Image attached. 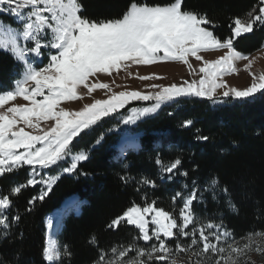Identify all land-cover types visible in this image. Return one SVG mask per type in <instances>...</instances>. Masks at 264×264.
Here are the masks:
<instances>
[{"label": "snow or ice", "instance_id": "1", "mask_svg": "<svg viewBox=\"0 0 264 264\" xmlns=\"http://www.w3.org/2000/svg\"><path fill=\"white\" fill-rule=\"evenodd\" d=\"M259 5L247 18L234 17L230 36L222 38L213 31L216 21L206 11L191 8L187 0H127L115 16L104 18L88 15L82 0H0V17L7 16L17 25L0 24V50L8 49L19 67L13 88L0 92V177L25 166L30 169L25 183L0 192V239L7 238L21 219L13 211V197L26 187L42 186L39 195L27 202L25 211H32L60 175L74 173L88 159L87 151H73L74 141L105 117L120 113L132 102H144L145 106L131 107L122 116L120 123L132 125L181 98L245 99L264 90V71H252L256 57L234 47L236 37L251 33L254 26H264V0ZM214 50L225 51L215 59H205L203 53ZM190 58L198 64L193 65ZM166 61L186 65L193 78L180 83H145L143 89L116 82L121 73L125 79L135 77L142 82L164 79L155 72L140 75L130 69ZM238 61H246L243 67L251 76L250 85L243 89L224 79L238 72ZM101 75L109 80H101ZM97 90L103 98L93 95ZM17 98L24 103H16ZM67 102L81 106L71 109L65 106ZM193 123L185 119L181 126ZM197 139L207 141L209 137ZM156 162L169 180L177 173L188 176L187 171L179 172V157L167 165L159 159ZM62 163L68 166L60 167ZM54 167H60V172L48 174ZM131 179L121 177L125 183ZM137 185V191L155 189L157 182L143 176ZM208 187L215 193L218 180L212 179ZM221 191L228 193L227 188ZM201 199L196 181L188 192L172 195L171 210L144 192L140 203L133 201L107 225L110 230H118L122 224L134 226L137 235L126 246L99 249L93 264H241L252 248L253 237H264V232L247 234L241 245L222 220L197 221L193 207ZM229 207L235 210L234 204ZM47 226L53 228L52 219ZM90 243L96 244L95 236ZM256 250L264 252V247ZM180 253L187 258L178 260ZM42 254L48 264H60L71 256L66 245L61 250L51 237ZM243 264H248L246 259Z\"/></svg>", "mask_w": 264, "mask_h": 264}, {"label": "trees", "instance_id": "2", "mask_svg": "<svg viewBox=\"0 0 264 264\" xmlns=\"http://www.w3.org/2000/svg\"><path fill=\"white\" fill-rule=\"evenodd\" d=\"M82 2L88 15L104 18L115 16L127 0ZM187 3L198 11H206L217 23L214 33L222 38L230 36L229 25L234 17L247 18V13L260 6L259 0H187ZM0 20L16 26L7 16ZM263 45L264 26H254L251 33L234 39L235 49L245 55ZM18 71L14 57L0 50V92L13 88ZM112 119L105 117L74 141L73 151H87L88 159L80 162L71 175L60 176L32 211L25 209L28 200L39 195V185L26 187L13 197V211L21 219L7 238L0 239V264H48L42 254L45 217L72 197L80 202L79 210L65 217L55 239L61 250L67 246L71 256L64 257L60 264H93L99 249L126 246L137 235L134 226L127 224L118 230L107 228L133 201L140 203L147 192L158 199L160 206L171 210L172 195L180 190L188 192L192 181L200 187L216 179L220 189H228L227 196L235 210L225 204L223 197L216 206L205 196L202 206L203 212L215 214L216 222L222 220L234 238L264 232V90L252 99H236L222 106H211L209 100L199 98H181L166 104L155 116L142 119L131 128L130 133L137 137L136 148L120 150L123 136L111 132ZM185 119L193 120V125L182 127ZM101 136L103 139L96 143ZM197 136L209 139L202 141ZM177 157L182 161L179 172L187 171L188 176L177 173L169 180L156 161L167 165ZM28 172L25 166L0 177V192L6 193L12 186L25 183ZM125 175L133 179L125 183L121 180ZM143 176L155 179L157 187L137 191V181ZM93 236L96 244L90 243ZM139 243L145 245L143 241Z\"/></svg>", "mask_w": 264, "mask_h": 264}, {"label": "rangeland", "instance_id": "3", "mask_svg": "<svg viewBox=\"0 0 264 264\" xmlns=\"http://www.w3.org/2000/svg\"><path fill=\"white\" fill-rule=\"evenodd\" d=\"M0 24L10 26L12 28L17 27V25L11 26V25L5 24L1 20H0ZM243 34H247V33H242L241 35H243ZM3 51H6L9 53L8 49H3ZM224 51L225 50H214V51L203 53V55H204L205 59H215L217 56L223 55ZM248 56L256 57V59L253 63V66H252L253 72L259 73L261 71H264V45L261 47V49L257 50L256 52H254L252 54H249ZM190 59H191V62L193 63V65L198 64V62L195 61L194 58H190ZM245 63H246V61H238L237 62L238 72L229 74L226 77H224V79L227 80V82L230 86L236 87L239 89H243V88L250 85L251 76H250L249 72L247 70H245L243 67V65ZM130 70L133 72H136L138 70L140 75H147L149 73L155 72V73H158L161 77H164V79H160V80H156V81H143V82L140 81L138 78H135V77H130V78L125 79V74H123V73H121L120 76L116 77V82L118 84L127 85L129 88H132V89H143V86L145 83H153V82L154 83H160V84H169L171 82L180 83L184 79L190 80L193 78V76L189 74V70H188L187 66L183 65L182 63H180L178 61L160 62V63H157L156 65H151V66H133V68ZM100 79L107 81V80H109V77L107 75H101ZM13 86H14V84H13ZM115 90H122V89H115ZM257 93H255L254 96L249 97V98H245V99H252L257 95ZM93 95L96 98H103V93L101 90L95 91L93 93ZM186 98L207 99V98H200V97H195V96H190V97H186ZM229 98H232V97L231 96L226 97V98L221 97L218 100H212V99H207V100H209L211 106L215 107V106L227 105V104H229V101L234 102V100H236L235 98H233L232 100H230ZM245 99H243V100H245ZM15 102L16 103H24L22 98H17V100ZM85 102H90V101L86 100ZM65 106L69 107L71 109H78L81 105L79 102H67L65 104ZM142 106H145L144 102H139V101L132 102L130 105L126 106L125 109H121L120 113L110 116L111 118H113L112 119L113 123H112L111 132H118V133L122 134V136H123L122 137L123 143L121 142V146L119 147L120 150H122V148L124 149V147L126 145H128V147H130V148H136L137 147V145H138L137 144V137H136V135H133L130 133L131 128L133 126H135L136 124L124 125V124L120 123V120H121L123 115L127 114V110L129 108H131V107H142ZM159 110H158V112H159ZM157 113L152 114L148 117L155 116ZM148 117H146V118H148ZM115 122H117V123L115 124ZM66 166H68V165L63 164V163L60 165V167H66ZM60 167H54V169L51 172H49L48 174L56 175L58 172H60ZM29 171H30V169H29ZM71 174L72 173H70V174L65 173V174H62L60 176L71 175ZM209 183H205L204 185L199 187L201 192H202V199L198 200L197 202L194 203L195 209H193V211L196 215V219L198 222H207L208 219H212V218L217 220V218L214 217V215H215L214 213H210L208 211L203 212L204 206H202V205L204 204V202H206L205 196H207V197L209 196L211 202L214 203L216 206L219 205L218 200L220 199V197L224 198V202L227 206H229L231 204L230 200L228 199L227 194H224L219 187L216 189V192L214 193L212 191V189H210L208 187ZM40 187H42V186H40ZM184 191L187 192L186 190H184ZM79 205H80V202L76 198L72 197V198L68 199L67 203L65 204V206L63 208H61V210L51 214L50 219L53 220V226H56L60 222L63 223V220L65 219V217L68 214H70L71 212H78ZM45 222H46V219H45ZM62 226H61V229H62ZM61 229H60V232H61ZM54 231H55V229H54ZM57 235H56V237H57ZM56 237H54L55 243H56V240H55ZM236 240L241 245L246 242L244 238L236 239ZM257 247H264V237H260V236H254L253 237L252 248L247 251L246 257L242 258L241 264H243L244 259L247 260L248 264H264V252L257 251L256 250ZM176 258L178 260H183V259H186L187 257L185 254L180 253V254L176 255Z\"/></svg>", "mask_w": 264, "mask_h": 264}, {"label": "bare ground", "instance_id": "4", "mask_svg": "<svg viewBox=\"0 0 264 264\" xmlns=\"http://www.w3.org/2000/svg\"><path fill=\"white\" fill-rule=\"evenodd\" d=\"M121 142L123 143V140H122ZM128 148H130V147H128V145H126V146L124 147V149H128ZM67 201H68V199L65 200V201L61 204L60 208L53 210V212H51L50 214L47 215V218H46V223H47V224H48V220H49L50 217H51V214H53V213H55V212L61 210V208H63V207L65 206V204L67 203ZM47 224H46V227H47V229L49 230L50 237H51V239L54 241V234H55L54 229H55V228H51V229H49L48 226H47ZM53 227H54V226H53ZM46 238H47V236H46Z\"/></svg>", "mask_w": 264, "mask_h": 264}, {"label": "water", "instance_id": "5", "mask_svg": "<svg viewBox=\"0 0 264 264\" xmlns=\"http://www.w3.org/2000/svg\"><path fill=\"white\" fill-rule=\"evenodd\" d=\"M62 224H63V223L60 222V223H58L56 226H54V228H55V234H54V237H56V235L60 233V229H61ZM46 236H47V238H46V243H47L48 238L50 237V234H49V230H48V229H47V231H46Z\"/></svg>", "mask_w": 264, "mask_h": 264}]
</instances>
